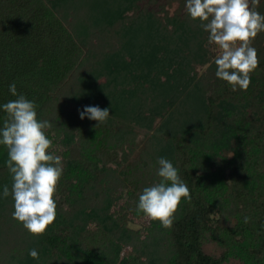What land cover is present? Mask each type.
<instances>
[{"label": "trees", "instance_id": "16d2710c", "mask_svg": "<svg viewBox=\"0 0 264 264\" xmlns=\"http://www.w3.org/2000/svg\"><path fill=\"white\" fill-rule=\"evenodd\" d=\"M185 3L0 0V105L17 98L14 83L51 122L49 151L63 163L56 219L33 236L3 197L12 179L0 145V264H264V32L251 45L259 64L249 88L233 92ZM250 7L264 15V0ZM85 106L108 108V119L81 120ZM138 126L152 133L130 161ZM160 157L191 199L171 228L149 220L132 230Z\"/></svg>", "mask_w": 264, "mask_h": 264}, {"label": "clouds", "instance_id": "9594fccd", "mask_svg": "<svg viewBox=\"0 0 264 264\" xmlns=\"http://www.w3.org/2000/svg\"><path fill=\"white\" fill-rule=\"evenodd\" d=\"M259 0H186L185 9L191 20H199L200 27L208 33V43L217 54L215 76L231 86V91H246L252 73L259 64L257 50L252 42L264 32V15L255 10ZM9 92L17 97L0 105L6 116L0 127V145L7 149L6 166L11 175V189L3 187V197L11 195L12 218L21 222L33 236L42 235L56 219L57 203L54 193L63 173L62 157L49 151L53 141L46 135L52 128L48 120H38L34 101L17 94L15 84ZM79 118L86 116L106 122L109 109L85 106ZM158 183L143 188L138 196L136 210L150 221H159L165 229L171 228L181 198L190 200V191L172 162L164 157L157 160ZM249 217H244L248 223ZM29 256L39 259L36 249Z\"/></svg>", "mask_w": 264, "mask_h": 264}, {"label": "rangeland", "instance_id": "374dc122", "mask_svg": "<svg viewBox=\"0 0 264 264\" xmlns=\"http://www.w3.org/2000/svg\"><path fill=\"white\" fill-rule=\"evenodd\" d=\"M176 5L177 4H174L173 8H171V11L176 7ZM152 7L157 8L158 6L152 5ZM214 47H215L214 45L208 44V51H210L213 54H217L215 51H213ZM104 81H105V79L102 78V79H100L99 83H104ZM134 133H135L134 146L136 148V150H135L136 153L128 152L129 153L128 158L130 159V161H132L134 158L137 157V155L139 154L138 153L139 151L141 152V150H144V146L148 141L147 139L151 136L152 132H148V130L146 131V129L140 128L138 126L135 128ZM137 159H138V157H137ZM120 162H122V161L120 160ZM148 221L149 220L146 217H137V219H130L127 226H128V228H130L132 230H139ZM205 250L208 253H212V254L218 253V249L215 248L212 244H206ZM129 252H130V250L128 249V250H125L122 254L127 255ZM227 264H239V263L236 260H231Z\"/></svg>", "mask_w": 264, "mask_h": 264}]
</instances>
